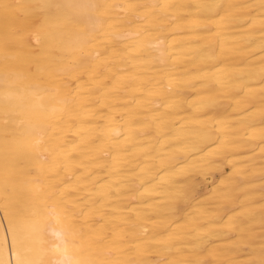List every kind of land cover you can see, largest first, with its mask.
I'll use <instances>...</instances> for the list:
<instances>
[{
	"label": "bare ground",
	"instance_id": "obj_1",
	"mask_svg": "<svg viewBox=\"0 0 264 264\" xmlns=\"http://www.w3.org/2000/svg\"><path fill=\"white\" fill-rule=\"evenodd\" d=\"M0 264H264V0H0Z\"/></svg>",
	"mask_w": 264,
	"mask_h": 264
},
{
	"label": "snow or ice",
	"instance_id": "obj_2",
	"mask_svg": "<svg viewBox=\"0 0 264 264\" xmlns=\"http://www.w3.org/2000/svg\"><path fill=\"white\" fill-rule=\"evenodd\" d=\"M55 235V234H54Z\"/></svg>",
	"mask_w": 264,
	"mask_h": 264
}]
</instances>
